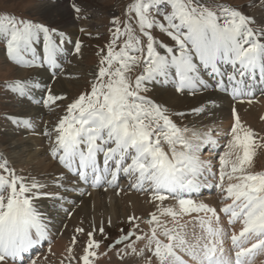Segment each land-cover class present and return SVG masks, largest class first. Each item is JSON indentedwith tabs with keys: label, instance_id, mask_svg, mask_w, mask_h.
I'll list each match as a JSON object with an SVG mask.
<instances>
[{
	"label": "snow or ice",
	"instance_id": "6c2138e0",
	"mask_svg": "<svg viewBox=\"0 0 264 264\" xmlns=\"http://www.w3.org/2000/svg\"><path fill=\"white\" fill-rule=\"evenodd\" d=\"M74 10L78 19L87 18L80 7L74 5ZM155 29L170 43L158 40ZM109 32L108 44L97 53L90 90L71 100L58 122L43 130L62 171L46 183L18 175L0 158V264H25V254L45 242L54 255L52 218L38 201L51 200L70 218L73 209L64 206H75L70 193L91 195L86 185L114 188L119 194L124 191L121 176L131 188L148 194L155 206L146 218L129 216L132 227L120 229L121 235L108 245L122 260L148 252L145 264H264V171L251 170L264 136L235 107L264 97V19L257 21L220 0H134L125 20L113 17ZM41 34L38 53L34 45ZM0 37L12 62L45 68L53 78L64 74L60 57L69 55L65 43H73L71 55L80 56L82 50L79 40L12 14H0ZM136 68L141 72L133 78L129 73ZM153 83L170 84L179 94L211 91L230 97V127L214 136L211 130L200 133L181 126L174 117L204 114L218 106L216 99L187 113L174 112L147 95ZM5 87L29 99L33 90L43 88L40 103L45 107H59L67 99L36 78ZM6 118L33 128L31 119ZM50 187L55 190L45 191ZM203 189L222 194L219 210L198 199ZM168 200L175 204L166 205ZM141 219L149 226L147 232L140 229ZM74 232L85 237L83 254H74L79 239L74 234L60 264H97L106 255L95 238L97 233L106 237L104 223L91 220L87 229L79 226ZM28 260L37 264L31 256Z\"/></svg>",
	"mask_w": 264,
	"mask_h": 264
},
{
	"label": "bare ground",
	"instance_id": "6f19581e",
	"mask_svg": "<svg viewBox=\"0 0 264 264\" xmlns=\"http://www.w3.org/2000/svg\"><path fill=\"white\" fill-rule=\"evenodd\" d=\"M82 1L85 2L87 0ZM52 2L55 3L54 0H52ZM58 2L59 3L57 4H51L50 2L46 4L43 3L42 8H40L44 12V16L51 19L52 24L60 26V32L65 33L68 39L75 42L79 40L80 35H96L99 33L97 32V30L100 29V24L98 22V13L94 9L91 8V12L87 13L88 22L85 23V27H82L79 22L80 20L77 19L76 12H74L75 10L73 8V5L68 4L66 0H61ZM81 28L86 29V31L81 32ZM63 46H65L64 48L66 49L67 53L70 54L67 56L62 55L60 57L61 64L63 63L64 59L70 58L71 56H73L74 61L77 62L81 58V56L84 55V52L82 50L80 56L71 55V53L74 51L73 43H67ZM34 47H36L38 53H42L43 40L40 41V43L35 44ZM73 72H75L74 68H67V70L62 75L63 77L61 76L62 78L60 77L59 80L57 79V82L54 83V85H58L57 90L54 91L56 94L64 95L66 89L68 88L63 79L65 76L68 77L70 74L72 75ZM51 77L52 76L50 72L46 71L45 68H40L33 75V78L40 80L42 84H46ZM149 87L155 94L157 103L166 105L171 111L174 112L191 111L193 108H196L202 103L207 102L209 98L216 99L218 106L210 108L209 110L210 114L211 112H213L214 114H211L208 118H204L205 116L202 118H197V120H194L193 122L195 124L199 123L200 125H206V127L202 129V133L212 129H214V132L216 133L218 130H227L230 127L231 108L234 102L228 96L220 93H213L211 91L199 92V94L195 95L179 94L175 92L174 88L170 84L162 85L160 83H153L150 84ZM45 95L46 93H44V90L42 88L33 90L30 99L24 98L23 102L26 103H24L25 106L23 110L21 111V113H18L16 115L14 113L13 117L19 119H31L33 128L29 129L24 127L23 125L18 126L16 123H14L13 129H11L10 133L7 134L0 132V151L4 153H0V155L6 158L11 166L14 165L20 168L19 175L26 177H36L42 182L50 183L51 177L62 171V166H60L58 164V161L50 155V149L52 147L51 143L49 142L44 144L45 138L47 137L43 134V130L45 127H48L49 129L52 128V124L49 125L44 120L45 115L50 111L49 109H47V107L43 106V104L40 103V101L45 98ZM257 99L259 102L252 105H248L247 103L235 104V107L237 108L242 120L252 128L253 123L255 122V118H257L261 122H264V119H262V117H264V97H257ZM217 139L222 140L223 138L217 137ZM9 141L12 142V153H8L6 149ZM259 156V153H257V156L254 159V163L256 162V158ZM203 158L207 159L209 158V156L203 155ZM211 158L215 163V157ZM253 168L254 172L264 171V168L261 171L256 169L257 164H254ZM127 181L129 182L128 179ZM119 187L124 189V191L119 192V194H117V189L114 188H108L106 191L103 188H99V190L95 189L92 191L87 190L91 193V195L85 196H79L76 193H70L68 198L70 201L74 202L75 206L73 207L72 204L64 205L65 207L73 209L70 218L66 215L65 212L59 210L58 206L54 205L51 200L44 198L38 201L41 211L47 213L49 217L52 218V225L50 227L53 233V242L51 244V248L54 255L48 252V244L47 242H45L42 246L35 249L38 253H35L33 258L37 259V264H60V261L63 259V257L68 255L66 251L68 237L63 235V233L65 232V227L73 226L77 228L79 226H83L87 229L89 221L92 220L87 219V216L90 214L98 216L100 215L101 211H104L106 214V218L102 217L100 222H97V220L94 221L96 224H100L104 221V225H106L107 220H109L111 216L114 219H117L119 216L128 218V216L135 215L139 217V212H141V210L145 209L148 212L155 210V206L148 202L150 199V196L148 194L137 192L135 189L130 187V184H123V186L119 185ZM54 190L55 189L51 187L45 189V191ZM212 191H214V189H212ZM221 196L214 195L213 197V195H211L209 197H205V201L203 202H208L207 204L209 205L212 203L214 207L217 206L220 202L219 206L221 207ZM80 204L82 205L80 206ZM165 204H175V201L168 200L165 201ZM72 218L77 222L73 223ZM184 219L187 220L189 218L185 217ZM81 221H83V225L81 224ZM142 225L145 232H147L149 230V226L146 223H142ZM45 256H47V260L44 259ZM25 260L27 261V259ZM100 261H105V259L102 257L99 258L97 264H99ZM110 262L112 261H109V263Z\"/></svg>",
	"mask_w": 264,
	"mask_h": 264
},
{
	"label": "rangeland",
	"instance_id": "374dc122",
	"mask_svg": "<svg viewBox=\"0 0 264 264\" xmlns=\"http://www.w3.org/2000/svg\"><path fill=\"white\" fill-rule=\"evenodd\" d=\"M54 1L55 3L52 2V0H0V14H12L17 18L31 20L35 23H41L48 27L55 28L57 32H60L61 31L60 26L52 24L51 19L44 16L43 14L44 12L41 9L43 3L46 4L50 2L51 4H57L59 3L58 1L61 0H54ZM66 1L68 4H72L73 8L74 5L80 7L83 10V13L86 14L91 12L92 9H94L98 13V20H99L98 22L100 24V29L97 30V32L99 33L96 35L83 34L79 36V40L82 44V51L84 52V55H82L77 62L74 61L73 56L71 55H70L71 57L68 56L70 58H66L68 59V61L70 60L71 63L68 62L64 63L63 65L64 72L67 70V68H74L75 72H73L74 74L72 73L73 76L70 74L68 77L65 76L63 79L68 88L64 93V95L67 96V99L59 102V107L55 105H53L52 107H47V109H49L50 112L45 115L44 120L47 124L49 125L52 124V126L56 122H58V119L66 113V105L71 100L76 98L79 94H81L85 90H90L89 85H90V81L92 80V73L97 70V66L99 63V56L97 55V53L101 48H104L108 44L111 38L109 28L111 27L112 19L115 16V17H119L121 21L125 20L126 9L128 5L134 2V0H87L85 2L82 0H66ZM220 2L240 8L247 15L255 18L257 21L264 19V0H220ZM78 20H80L79 21L80 25L82 27H85V23L88 22V17L86 19L79 18ZM153 35H155L158 40H162L164 43H170L169 38H167L166 35L161 33L158 29L153 30ZM41 36H43V34H41ZM42 38L43 37H40V41L43 40ZM53 38L58 39V37L55 35L53 36ZM30 58H31L30 55L26 56V59H30ZM66 59H64L63 62ZM39 69L40 68L38 69L24 68L12 62L7 54L6 40L3 37H0V132L7 134L11 132V129H13L14 122L12 121V119H8L6 117H13L14 113L15 115L21 113V111L25 106L24 103H26L23 102L24 98H20L16 93L7 89L5 85L14 82L16 80L25 81L30 78H33V75ZM140 72L141 69L136 68L133 72L129 73V75L134 78ZM57 76L55 78L51 77L46 83L47 85L49 84L53 92L56 91L58 88V85H54V83L57 82V79L59 80L62 75H57ZM196 94H199V92ZM147 95L156 101L155 98L156 96L151 88L150 91L147 93ZM211 114L214 113L211 112ZM211 114L208 111L199 116L187 115L186 117L183 118L174 117V119L181 126L186 125L190 129L202 133L203 132L202 129L206 127V125L205 124L200 125L199 123L195 124L193 121L197 120V118L200 117L202 118L204 116H205L204 118H208ZM254 120L255 122L253 123V129L256 130L258 133H260V135L264 136V122H261L257 118H255ZM211 131L215 136L216 133L214 132V129H212ZM190 134L191 133H188L187 135ZM47 139L48 138H45L44 144L50 142L49 139L48 140ZM221 143H223V139L221 140ZM11 145L12 142L9 141V144L6 146L8 153H12ZM165 149L167 150L166 145H165ZM205 151H207V149ZM0 153L4 154L1 151ZM258 153L260 156L256 158V162L254 164H257L256 169L261 171L264 168V148H260L258 150ZM203 155L206 156L207 153L206 154L203 153ZM0 158L6 159L2 155H0ZM0 162H2V160H0ZM215 163H216V158H215ZM9 165L11 166L10 163ZM11 167L15 169L18 175L20 174L19 167L14 165H12ZM251 170L254 171V168H252ZM81 205L82 204H80V206ZM150 212L146 211L145 209L141 210V212H139L140 213L139 217L142 218L144 216H147L149 215ZM102 217L106 218V214L104 211L103 212L101 211L100 215L98 216H95L94 214H90L87 216V219L97 220V222H100ZM126 218L127 217L119 216L117 219H114L111 216V218H109L111 219L112 222L111 225L109 226L108 223L104 225L106 237L104 235L97 233L95 238L99 241H102L100 252L106 253V255L101 256L102 258L105 259V261H100L99 264H145V260L150 255V253L148 252L145 253V256L143 258L133 255V256H126L122 260L120 256L116 254L117 252L116 249L110 250L108 248V245L112 243V241L115 240L119 235H121L120 229H124V231L127 232L129 228L132 227L131 223H129L128 221V218L127 219ZM72 221L73 223L77 222L74 221L73 218ZM142 226H143L142 221L140 220V229L144 230ZM74 229L75 227L73 226L65 227L64 229L65 232L63 233V235L68 237L67 249L70 247L71 237L74 234L79 237L78 242L74 246V254L78 258L80 255L83 254L82 248L84 246L85 237L75 233ZM138 247L143 248L144 244L139 243ZM109 261H112L113 263L112 262L109 263ZM65 264H67V261H65Z\"/></svg>",
	"mask_w": 264,
	"mask_h": 264
}]
</instances>
